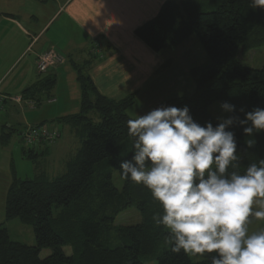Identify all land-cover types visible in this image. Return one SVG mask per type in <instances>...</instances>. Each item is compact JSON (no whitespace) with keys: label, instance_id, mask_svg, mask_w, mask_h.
Listing matches in <instances>:
<instances>
[{"label":"trees","instance_id":"16d2710c","mask_svg":"<svg viewBox=\"0 0 264 264\" xmlns=\"http://www.w3.org/2000/svg\"><path fill=\"white\" fill-rule=\"evenodd\" d=\"M136 34L157 52L195 36L208 57L190 69L195 85L192 95L162 101L151 110L187 105L195 121L215 126L219 121L210 113L215 102L235 105L236 112L230 115L241 119V108H264V57L258 68L246 62L251 51L264 48V9H253L250 0L168 1ZM96 58L91 54L85 61H73L81 92L79 111L57 118L82 139L67 172L51 181L43 176H13L5 201L6 220L19 218L31 225L36 244L12 240L0 223V264H144L142 256L153 257L161 241L168 239L167 230L157 227L152 218L162 214L160 203L143 185L125 179L119 168L122 159L132 157L133 142L127 129L132 117L127 110L136 96L113 99L102 94L89 73ZM39 75L44 76L23 92V99L38 106L52 98L51 90L58 82L56 74ZM229 130L235 133L241 172L264 159V131L249 137L239 124ZM0 131L3 144H7L16 130L4 125ZM248 140L254 141L251 147ZM36 143L23 146L24 158L34 159L47 152L46 147L42 152L34 150ZM113 168L124 182L121 190L114 184ZM131 207L140 211L142 221L117 226L114 232L117 216ZM68 246L71 255L65 249ZM172 246L170 243L159 254V264H211L210 259L193 261L183 251L175 253ZM43 249L52 253L42 258Z\"/></svg>","mask_w":264,"mask_h":264},{"label":"crops","instance_id":"0c3cea01","mask_svg":"<svg viewBox=\"0 0 264 264\" xmlns=\"http://www.w3.org/2000/svg\"><path fill=\"white\" fill-rule=\"evenodd\" d=\"M168 1L181 3L184 0H0V126L16 130L7 144H3L0 131L1 207H5L13 180L11 164L17 148L23 156L22 129L40 128L46 120L61 125L58 117L79 111V108L73 112L66 109L71 98L80 100L81 97L73 61L82 62L91 58V54H101L102 58L98 56L92 62L89 73L99 91L110 98L122 99L135 94V102L141 101L143 105L134 109L132 115L128 113L132 118L150 112L158 98L163 99L166 95H172L170 99L181 97L164 91L175 86L166 84L176 74L161 73L168 71L161 70L168 64L164 52L179 47H167L157 52L136 34V30L155 17ZM195 46L199 47L198 44ZM51 48L61 56V61L49 71L57 75L58 82L51 90L52 98L38 106L30 99H23V92L44 76L37 71V58ZM189 67H185L188 72L193 66ZM59 73L63 75L60 80ZM61 80H67L70 87L69 91L62 92L66 105L61 104V97H57L64 89ZM45 103L58 104V112L51 114L52 110H43ZM53 127L51 130L61 133L60 127ZM66 130L71 131L72 127ZM15 134L23 146L17 145ZM45 145L37 142L33 148L38 151Z\"/></svg>","mask_w":264,"mask_h":264},{"label":"clouds","instance_id":"9594fccd","mask_svg":"<svg viewBox=\"0 0 264 264\" xmlns=\"http://www.w3.org/2000/svg\"><path fill=\"white\" fill-rule=\"evenodd\" d=\"M250 4L264 9V0ZM221 108L236 112L228 102ZM240 112L243 119L221 117L214 126L195 121L187 105L161 106L127 121L132 157L119 168L162 206L152 218L175 253L209 254L211 264H264V227H249L253 219L264 222V159L241 172L229 130L239 124L249 137L264 131V108Z\"/></svg>","mask_w":264,"mask_h":264},{"label":"rangeland","instance_id":"374dc122","mask_svg":"<svg viewBox=\"0 0 264 264\" xmlns=\"http://www.w3.org/2000/svg\"><path fill=\"white\" fill-rule=\"evenodd\" d=\"M195 44L196 45L198 44L199 47L197 48ZM178 47H179L178 50L171 48L166 50V52H164V55L167 56L165 62H168V64L163 66L161 70L164 71L167 69L168 71L161 73H164V75L167 76H171L173 73H175L176 75L174 76V78H172V80L169 81L166 85L169 84L170 86L173 85L177 86V87L174 86L172 88L165 89L164 91L168 90L169 92H173L176 94L174 96H190L195 91V85L190 76L189 73L190 71L188 72L185 69V67L188 68L189 66H194L206 62L208 60V57L203 45L195 36L191 37V40L186 41L185 43H183ZM98 56L102 58L101 54H99ZM263 57H264V48L253 50L247 55L246 62L250 66L258 68L261 65V60ZM67 65L69 64H66V66ZM60 75L61 73H59V76ZM62 76L63 75H61L59 80L62 78ZM61 83H64V89H62L61 93L57 94V97H61V104L64 103L66 105L65 103L66 98L62 92H66L67 90L69 91L70 87L68 85L67 80H61ZM76 85L79 89V84ZM67 87L69 89H67ZM171 96L172 95H166V97H164L163 99H159V98L156 99L157 101L154 103L153 107H155L157 104H159L164 100H169ZM79 102L80 100L77 97L76 100H74V98H71V100L68 102V105L66 106L68 112H73L72 110H76V108L78 109ZM142 105L143 104L141 101H139L138 103L135 102L127 110V112L132 115L134 109L139 108ZM58 106H59L58 104L49 105L48 103H45V105L43 106V110H47V111L52 110L51 114H53L55 112H58ZM53 107L54 109H52ZM210 113L213 114L218 121H219L218 118L230 116V113L224 111L221 108L220 102H215L211 105ZM48 115L49 113H47V116ZM2 117H4L3 114ZM30 117L32 118L33 115H31ZM47 118L49 119L50 117H46V119ZM53 126H58L60 127V129H62L61 137L52 145L49 142H46L44 148L38 150L42 152L45 150L46 147L47 152L45 154L34 159H27L24 158V156H22V154L19 153L18 148L16 149L14 163L11 164V174L13 176L17 175L18 177L23 179H27V178L32 179L37 176H43L48 181H51L67 172L68 162L78 154L82 146V139L74 132L73 129L71 131L66 130L67 127L71 128V126L65 125L63 129L62 127L63 124L59 125L57 124V122H52L50 120H46V123H44V125H42L39 129L43 131L44 130L51 131V129L54 128ZM25 128L26 127H24L22 131L26 130ZM20 135L22 136V132L20 133ZM14 139H17L16 143L18 146L22 145V140L19 139L17 134L14 135ZM23 145L25 146V143H23ZM112 173H113L114 184L121 190L123 188L124 182L118 170L113 168ZM0 183H2V181H0ZM141 221H142V214L140 213V211H138V209L135 207H131L117 216L113 224V227H115L113 231L115 232L117 230L116 228L117 226L137 224L140 223ZM0 222H4V227L8 229L12 240L19 241L29 245L36 244V237L33 227L29 224H24L23 222H21L19 218L6 220L5 207L3 208L1 206H0ZM249 227L250 230L255 231L261 227H264V222L253 219ZM113 236L116 237V234L113 233ZM169 244L170 243L166 238L165 240L161 241V243L159 244V248L153 257L150 258L146 255H143L142 260L144 264H159L157 257L163 250L168 248ZM65 249L68 254L70 255L72 254L71 246H68ZM51 253H52L51 249H43L41 251V257L46 258ZM188 255L193 261H203L210 259L209 254H204V255L188 254Z\"/></svg>","mask_w":264,"mask_h":264},{"label":"built area","instance_id":"2783aa9c","mask_svg":"<svg viewBox=\"0 0 264 264\" xmlns=\"http://www.w3.org/2000/svg\"><path fill=\"white\" fill-rule=\"evenodd\" d=\"M61 61V56L57 54L56 50L51 48L43 51L37 58V71L44 74L49 72L55 67L58 62ZM20 98H18V101ZM22 100V99H21ZM58 130H40V129H28L22 132V136L26 143L32 144L39 141H45L53 143L60 136Z\"/></svg>","mask_w":264,"mask_h":264}]
</instances>
